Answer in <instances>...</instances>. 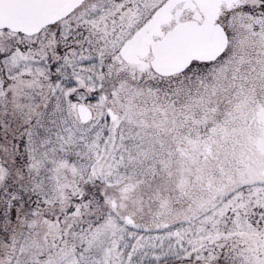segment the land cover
I'll use <instances>...</instances> for the list:
<instances>
[{"label": "snow or ice", "instance_id": "snow-or-ice-1", "mask_svg": "<svg viewBox=\"0 0 264 264\" xmlns=\"http://www.w3.org/2000/svg\"><path fill=\"white\" fill-rule=\"evenodd\" d=\"M0 264H264V0H0Z\"/></svg>", "mask_w": 264, "mask_h": 264}]
</instances>
